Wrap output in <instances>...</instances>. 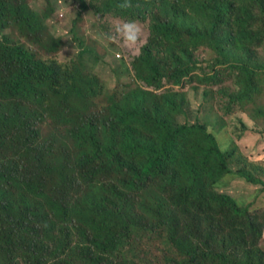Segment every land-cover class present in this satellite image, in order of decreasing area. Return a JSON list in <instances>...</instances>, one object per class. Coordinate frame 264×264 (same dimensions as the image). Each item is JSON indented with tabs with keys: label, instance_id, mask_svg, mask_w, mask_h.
<instances>
[{
	"label": "trees",
	"instance_id": "obj_1",
	"mask_svg": "<svg viewBox=\"0 0 264 264\" xmlns=\"http://www.w3.org/2000/svg\"><path fill=\"white\" fill-rule=\"evenodd\" d=\"M33 1L0 0V264H56L50 230L81 236L77 264H264V150L250 158L264 143V0H73L148 23L134 85L107 96L76 61L54 64L53 9ZM201 48L215 55L203 76ZM200 89L221 115L190 121ZM238 178L261 186L253 202L220 191ZM22 229L33 247L18 255ZM157 240L168 251L154 255Z\"/></svg>",
	"mask_w": 264,
	"mask_h": 264
},
{
	"label": "rangeland",
	"instance_id": "obj_2",
	"mask_svg": "<svg viewBox=\"0 0 264 264\" xmlns=\"http://www.w3.org/2000/svg\"><path fill=\"white\" fill-rule=\"evenodd\" d=\"M47 2L50 3L53 12L46 22L48 26L46 27L47 30H45V39H47V34H49L55 38H60L63 42L58 55L54 59V64L64 67L70 62L76 61L83 67L84 73L89 76L94 83H97L99 87L104 89L105 96L108 95V92L110 93L114 90L121 92L125 86L134 85L130 62L132 58L138 54L140 47L147 41L149 35L147 22H127L119 18L99 20L92 12L81 13L78 5H76L73 0H34L31 6L35 9L38 8L44 11L47 7ZM72 36H74L75 39H72ZM259 51L261 55L259 62H263L264 45ZM196 53L199 56L198 61L200 63H207L205 70L200 72L201 76L209 74L211 72L209 70V60L212 59L214 54H211L209 49L204 50V48L199 49ZM213 59L211 61H213ZM228 73L227 71L225 72V85L229 86L231 90L238 88L233 75ZM202 97L203 89H200L197 95H191V104L188 107L187 115L188 120H194L197 113L202 116V121L209 117L215 118L217 115H221L215 107H199ZM95 102L97 104L99 101L95 100ZM235 120H238L237 116H235L233 120V126L234 123H236ZM260 122H264V118L261 119ZM14 135L16 138L20 137L17 134ZM255 137L256 136L252 134L244 137L243 151L245 153L248 154L252 148ZM263 150L264 143L260 146V151H255V154L250 158L253 160L261 158V156H263V154H261ZM62 153H65V148L62 149ZM247 154L244 155L248 156ZM66 184L71 185V187H69V193L67 192V200L69 203L75 202L81 196H78V194L74 195L75 192L79 191L78 188L80 187L75 186L81 184V182L75 181L74 184L72 182ZM255 189L259 190L261 186H253L242 178H238L236 181L230 182L228 186L226 185L223 187L220 191L230 194L234 196V198L245 199L248 197L250 201L253 202L252 194ZM58 191L61 192L62 190ZM255 205L258 208L264 207V192L261 193ZM48 235L47 240L49 242L60 246V248L71 257H76L75 252L77 245H80V247L86 245L81 236L75 232L66 235L56 230H50ZM28 241L27 229H22L15 242L17 249H24L27 247ZM158 242L159 240L155 241L152 245L154 255L156 249L168 251V247L164 240L161 244H158ZM54 260L56 264H72L70 258L59 252L56 253Z\"/></svg>",
	"mask_w": 264,
	"mask_h": 264
},
{
	"label": "clouds",
	"instance_id": "obj_3",
	"mask_svg": "<svg viewBox=\"0 0 264 264\" xmlns=\"http://www.w3.org/2000/svg\"><path fill=\"white\" fill-rule=\"evenodd\" d=\"M117 6L120 7V8H126V7H129V6H130V0H124L123 3H121V4L117 5ZM107 18H118V17H113V16H111V15H108ZM119 19H120V18H119ZM28 247H33L31 242H28L27 247H25L24 249H17V251H18V255L22 254V252H24V251H28V250H26V248H28ZM44 249L50 254L52 260H54V257H55V255H56V253L59 252V253L63 254L64 256L70 258V259L72 260V264H77L78 261H79V260H76V257H71V256H69L67 253H65V252L60 248V246H58L57 244L51 243V242H49L48 240H47L46 243H45ZM42 260H43V259H40V263H41ZM36 261H37V260H36V258H35V263H36ZM37 262H38V261H37ZM4 264H5V263H4Z\"/></svg>",
	"mask_w": 264,
	"mask_h": 264
}]
</instances>
